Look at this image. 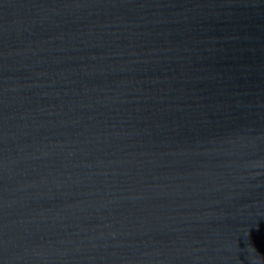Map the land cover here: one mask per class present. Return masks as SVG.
Segmentation results:
<instances>
[{"label": "water", "instance_id": "water-1", "mask_svg": "<svg viewBox=\"0 0 264 264\" xmlns=\"http://www.w3.org/2000/svg\"><path fill=\"white\" fill-rule=\"evenodd\" d=\"M0 264H264V0H0Z\"/></svg>", "mask_w": 264, "mask_h": 264}]
</instances>
